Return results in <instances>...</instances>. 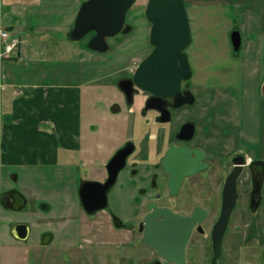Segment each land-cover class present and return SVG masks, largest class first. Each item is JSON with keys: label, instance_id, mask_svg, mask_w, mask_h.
<instances>
[{"label": "rangeland", "instance_id": "1", "mask_svg": "<svg viewBox=\"0 0 264 264\" xmlns=\"http://www.w3.org/2000/svg\"><path fill=\"white\" fill-rule=\"evenodd\" d=\"M69 1H75L76 12L68 11L72 8ZM83 1L85 0H44L41 7H28L29 4L23 0H21L22 7L0 3V31L5 30L8 36L12 35L18 39V45L15 51H12L14 55L10 54L0 59V90L8 84L10 89L8 92H10L13 90V84L16 86L18 83L26 82L43 85L81 84L87 89L86 92H82L84 121L82 144L84 148L92 146L95 150L92 162L88 166L81 162L77 151L72 153L64 151L61 159H74L75 164L69 167L42 165L23 170L20 169L21 167H7L8 171L5 170L6 168H0V189L18 187L28 198L25 209L20 211L6 210L0 206V264H148L147 260L150 258L141 259L144 251L149 252L146 248L144 250V247H134L125 252L123 248L112 245V242L100 245L95 250L96 258H93L92 248L79 250L78 254V250L69 251L65 247L75 240H81L82 233L83 236L95 234L94 237L101 241L124 237L123 234L119 236V232L113 230L109 215L116 214L122 219L132 218L134 197L139 195L136 187L132 185L121 188L116 184L108 193L106 208L91 216L81 209L74 188L82 178H97L100 173L94 167L100 164L103 156L109 155L114 147L117 148L125 137H130L132 132L134 141L138 144L134 154L144 149V139L139 137L140 130L136 129L137 123L140 122L137 116L130 119L136 121L131 131L129 121L121 115L110 118L113 121L109 116L105 120L102 110L91 113L90 105L95 102L99 107H103L105 103L110 104L112 101L123 105V98L116 87L119 78L129 76L152 49L148 34L150 23L144 13L147 0H135L130 6L121 31L106 39L108 47L105 51L88 48L87 43L94 31L86 33L77 40L70 38L69 32ZM242 1L185 0L191 40L184 52L187 54L191 74L182 83L195 92V117L198 121L200 114L206 112V116L212 117V122L216 123L219 120L225 123V126L228 124V129L225 128L229 130L227 135L221 133L223 137L214 138V141L224 143V149L227 150L233 141L239 140L246 144L254 136L256 139L259 136L260 140V135L264 132V98L261 91V94L258 93L261 77H264V61L259 67L254 64L247 67L244 57L236 58L231 55L228 42V31L232 22L238 20ZM254 3L255 0H248L245 6H242L247 21L243 29L244 36L254 31L250 25L253 21ZM52 4L57 7H52ZM261 36L264 37V33ZM246 42L252 43L248 39ZM2 43L5 44L3 40ZM20 50L22 55H28L29 51L34 53L19 59ZM255 69L258 71L256 72ZM6 102L7 98L3 92L0 108L8 111L7 116H9L11 114L7 110L9 106ZM5 115L4 112L0 117L2 122L6 121ZM92 123L96 125L91 130ZM218 125V123L214 124L215 127ZM139 126L141 129L140 123ZM5 145V139L1 141L0 131V151H5ZM137 168L141 170L142 167ZM13 171L17 175L9 176L8 172ZM192 179L199 180L196 175ZM185 186L181 196L188 191V184ZM211 190L217 191L213 187ZM192 198L196 202H203L197 194ZM245 200L243 197L238 201V207L233 211L226 230L222 242L223 264H237V262L241 264L242 254L245 260L250 259L248 264L254 261L255 264H264L261 252H253L257 249L253 242L256 235L253 229L254 216L247 214L249 209H246ZM42 201L48 207H40ZM195 201H191L185 209ZM216 212V209L212 210L213 214ZM239 213L242 214V220L239 219L241 217ZM18 218L27 220L32 226L30 242H33L34 247H27L28 252L24 251L26 249L23 246L24 242L16 241L8 232L11 221ZM47 229L53 232L54 240L41 248L38 245V236L41 231ZM195 238L194 243L202 244L197 250L196 257H199V261L207 262L210 256L208 242ZM193 251L196 250L193 248ZM251 251L255 254V259ZM191 257L192 254L190 259ZM127 258L130 260L125 261Z\"/></svg>", "mask_w": 264, "mask_h": 264}, {"label": "flooded vegetation", "instance_id": "2", "mask_svg": "<svg viewBox=\"0 0 264 264\" xmlns=\"http://www.w3.org/2000/svg\"><path fill=\"white\" fill-rule=\"evenodd\" d=\"M246 2L248 0L241 2V11H238V20L232 22L231 29L228 31L230 53L236 58L244 57L247 61V67H250L252 64L259 67V64L264 61V37L261 36L264 33V0H255V5L253 6V21L250 23L254 31L244 36L243 29L247 21L245 20L242 6H245ZM234 30H237L240 34V43L236 51L233 50L232 45V33ZM247 39L252 41V43H247ZM255 71L257 72L258 70L255 69ZM132 74L133 72L129 76L119 78V81L121 79L131 78ZM182 82L180 85L181 93L184 94L185 91H189L192 93L194 100L179 105H176L174 97H162L149 101L150 98H153V95L148 91L138 89L134 85L131 90V95L128 97L119 87L118 83L116 84L117 90L123 98V105L112 101L109 109L112 114L121 115L126 121L128 120L131 131H133L136 121L130 119H133L134 116H137L138 120L140 119L141 129H139V123H137L136 129L138 131L140 130L138 132L139 137L141 136L140 138L144 139V149L134 154L138 144L134 141L132 132L130 137H125L114 152L102 164L98 165L99 167H94L100 173L97 178H82L80 181L78 180L74 189L81 209L88 216L106 208L108 204V193L116 184L117 187L121 188L131 187L133 185V187L137 188L139 195L134 197L135 202L131 210V219H122L116 214L109 215L113 230L119 232V236L123 234L124 237L121 236L118 240L114 239L111 241V239H108L101 241L94 237L95 234L83 236L84 233H82L81 240H75L74 243L67 244L65 246L66 250L71 251L76 249L79 254V250L85 251L87 248H92L94 249L93 258H96L95 250L102 244L112 242V245L123 248L125 252H128V250L134 247H144V250L146 248L149 252L144 251L141 259L150 257L147 260L148 264H211L213 256L212 228L220 215L223 187L228 175L234 167L240 165V161L243 158L242 168L235 180L237 196L221 239L220 254L217 262L218 264H223L221 258L224 252L222 242L231 217L233 216V211L238 207V201L243 197L246 199V209H249L247 214L254 216L253 225L255 227L253 229L256 235L254 236L253 242L257 249L253 252H261L264 258V132L260 135V140L259 136L258 139L254 136L246 144L239 140L233 141V144H229L228 150L224 149V143L221 141L218 142V140L214 141V138L222 136L221 133L226 136L227 131H229L227 130L228 124L225 126V123L223 124L217 120L216 123L219 125L215 127L214 124L216 123L212 122V117L206 116V112L200 114V120L198 121L195 117V92L190 87L184 86ZM260 82L258 93H262V98H264V77H261ZM184 125L188 126L184 127ZM225 128L227 129L225 130ZM231 128L233 129V127ZM214 129H216V132H214ZM126 145H129L132 149L125 156L124 165L116 171L114 180L106 187L105 206L88 210L82 202L80 196L81 189L85 199L88 201V206L96 204L99 192L94 189L88 190L87 188L90 187L84 186V184L88 181L104 183L108 179L111 171V168L108 167L110 158L117 150ZM171 145L187 149L192 160L196 159V163L200 164L193 173L183 176L175 192H172L168 185L169 173L162 163ZM226 146L228 147L227 142ZM247 146L250 148H247ZM249 151H252V153ZM139 166L142 167L141 170H138L137 167ZM195 175L198 176L199 180L192 179ZM133 176L135 177L133 178ZM128 177L131 178L128 179ZM186 184H188V191L185 195L181 196ZM212 187L217 189V191H210ZM19 194L22 196L23 202L21 207L16 209ZM196 194L203 202H196L192 198L196 197ZM191 201H195V203L190 205L188 209H185ZM27 203V196L18 187H9L0 192V206L6 210L20 211L25 209ZM46 205L45 202H40V207H48ZM49 208L51 207L49 206ZM197 208L199 210H196L193 216L194 221L190 226V232L184 245V260H168L153 246L142 241L147 232V236L153 241L156 240L162 248L169 251L177 250L179 248L178 242H180L179 232L181 226L186 227V224L181 223L176 217L177 215L191 217ZM214 209L217 210L216 214L212 213ZM239 216H241L239 219L242 220L241 213H239ZM19 222L28 225V233L24 239L18 238L12 233L13 225ZM155 227L157 230L156 234L154 231ZM31 231L32 226L28 224L27 220L18 218L11 221L8 232L16 241L24 242L23 246L26 247L24 251L28 252L27 247H34L33 242H30ZM237 232L239 233L240 229ZM196 236L197 238H195ZM38 237V245L41 248L47 246L54 240L53 232L48 229L41 231ZM194 238H201L202 242H208L210 256L207 262L199 261V257H196L198 255L197 250L202 244L194 243ZM193 248L196 251H193ZM253 252L251 251L250 253L253 254ZM191 254L192 259H190ZM243 256L244 254L241 255L240 263L248 264L250 259L245 260ZM77 258H79V255ZM19 259L20 256L18 257ZM127 259L125 261L130 260ZM254 262L250 263L255 264Z\"/></svg>", "mask_w": 264, "mask_h": 264}, {"label": "water", "instance_id": "3", "mask_svg": "<svg viewBox=\"0 0 264 264\" xmlns=\"http://www.w3.org/2000/svg\"><path fill=\"white\" fill-rule=\"evenodd\" d=\"M134 2L135 0L83 1L75 15L69 37L77 40L86 33L94 31V35L87 43L88 48L100 52L105 51L108 47L106 39L121 31L127 11ZM144 13L150 23L149 42L152 49L137 64L131 78L121 79L118 82L119 87L128 97H130L134 85L138 89L148 91L153 95L149 101L162 97H174L176 105L192 102L194 100L192 93L185 91L182 94L180 91L182 80L188 79L191 74L187 54L184 52L191 40L190 21L185 0H147ZM239 43L240 34L234 30L232 33L234 51L237 50ZM187 126L184 125V127ZM131 149L129 145H126L112 155L108 162V167L111 168L110 175L104 183L88 181L84 184V186L90 187L87 188L88 190L94 189L99 192L96 204L88 206V201L81 189L80 196L88 210L105 206L106 187L114 180L116 171L124 165L125 156ZM243 162L244 159L242 158L240 165L234 167L226 178L223 187L220 215L212 228L213 256L211 264H218L221 239L237 196L235 180ZM162 163L169 173L168 185L172 192L176 191L184 175L193 173L200 166L196 163V159L192 160L187 149L173 145L169 146ZM22 202L23 198L19 194L18 204L15 208L21 207ZM196 210L199 208L195 209L191 217L182 215L176 217L181 223L186 224V227L181 226L177 250L169 251L162 248L156 240L153 241L147 236V232L142 241L153 246L168 260H184V245ZM154 231L156 234V227ZM12 233L16 237L24 239L28 233L27 224L15 223L12 227Z\"/></svg>", "mask_w": 264, "mask_h": 264}, {"label": "crops", "instance_id": "4", "mask_svg": "<svg viewBox=\"0 0 264 264\" xmlns=\"http://www.w3.org/2000/svg\"><path fill=\"white\" fill-rule=\"evenodd\" d=\"M23 1L29 4L28 7H41L44 0ZM74 2L69 3L72 8L68 11L76 12L75 7L77 5H74ZM0 3L3 5L10 3L13 6L22 7L21 0H2ZM52 7L57 6L52 4ZM30 53L33 54L34 52L29 51L28 55H22V50H20L19 59H24L31 55ZM9 90V85L0 90V99L2 100L3 92H5L6 104L9 106L7 110L11 114L7 116L8 111H3L0 108V117L5 112L4 118L7 122L9 121L7 123L0 120L1 141L4 138L6 144L5 151H0L1 169L6 168L5 170L8 171L7 167H21L20 169L23 170L42 165L69 167L75 164L74 159H61V154L64 151L69 153L77 151L82 160L80 161L84 165H89L92 162L94 148L92 146L84 148L82 144L84 140L82 92H86L85 87L83 88L81 84L43 85L26 82L18 83L16 86L13 84V90L8 92ZM109 107V102L105 103L103 107H99L94 102L90 105V112L95 113L101 109L106 117L105 120L108 116L109 119L114 118ZM122 118L124 117L122 116ZM92 124L91 130L95 128L96 123ZM115 149L114 147L109 155L103 156L100 164ZM8 174L9 176L17 175L14 171L8 172ZM2 190L4 189H0V192Z\"/></svg>", "mask_w": 264, "mask_h": 264}, {"label": "built area", "instance_id": "5", "mask_svg": "<svg viewBox=\"0 0 264 264\" xmlns=\"http://www.w3.org/2000/svg\"><path fill=\"white\" fill-rule=\"evenodd\" d=\"M3 36H6V38ZM9 36L5 30L0 31V59L2 57L10 56L12 51L17 47L16 45H18V39L15 36L12 35ZM2 40L4 41L5 44L2 43Z\"/></svg>", "mask_w": 264, "mask_h": 264}]
</instances>
